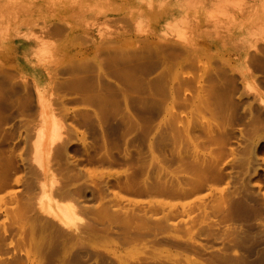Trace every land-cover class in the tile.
Here are the masks:
<instances>
[{
    "label": "rangeland",
    "instance_id": "obj_1",
    "mask_svg": "<svg viewBox=\"0 0 264 264\" xmlns=\"http://www.w3.org/2000/svg\"><path fill=\"white\" fill-rule=\"evenodd\" d=\"M0 264H264V0H0Z\"/></svg>",
    "mask_w": 264,
    "mask_h": 264
},
{
    "label": "bare ground",
    "instance_id": "obj_2",
    "mask_svg": "<svg viewBox=\"0 0 264 264\" xmlns=\"http://www.w3.org/2000/svg\"><path fill=\"white\" fill-rule=\"evenodd\" d=\"M65 210H66V208H65ZM66 212H68V211H66ZM70 212V211H69ZM71 213V212H70ZM195 243V242H194Z\"/></svg>",
    "mask_w": 264,
    "mask_h": 264
}]
</instances>
